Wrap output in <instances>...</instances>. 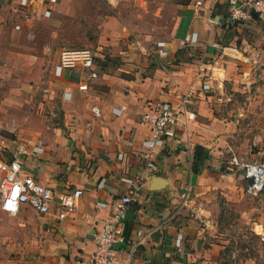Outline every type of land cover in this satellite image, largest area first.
<instances>
[{
	"label": "crops",
	"instance_id": "0c3cea01",
	"mask_svg": "<svg viewBox=\"0 0 264 264\" xmlns=\"http://www.w3.org/2000/svg\"><path fill=\"white\" fill-rule=\"evenodd\" d=\"M58 1L22 7L20 0H0V158L21 161L24 174L57 193H83L63 219L53 209H0V264H89L94 232L131 183L137 187L118 259L260 264L264 250L251 255L227 244L253 236L264 249L259 201L246 193L242 165L231 163L264 162V20L248 12L232 21L227 0H188L178 4L172 37L150 52L108 18L93 50L97 76L75 69L56 77L59 53L46 56L50 45L22 44L21 36L34 34V19L48 18ZM210 69L222 70L223 79L207 77ZM82 82L87 91L77 89ZM187 91L196 119L148 152L149 130L140 121L146 103L175 104V95ZM10 110L17 116L12 128Z\"/></svg>",
	"mask_w": 264,
	"mask_h": 264
},
{
	"label": "built area",
	"instance_id": "2783aa9c",
	"mask_svg": "<svg viewBox=\"0 0 264 264\" xmlns=\"http://www.w3.org/2000/svg\"><path fill=\"white\" fill-rule=\"evenodd\" d=\"M55 3L56 0H48ZM229 16L232 21L243 20L248 12L255 13L264 20V0H227ZM28 0H20V6H27ZM45 15L49 12L45 11ZM190 41L192 37L186 36ZM223 49H228L224 46ZM234 52V50H232ZM86 70L89 78L97 76L95 69V53L88 49H62L59 52L58 63L54 67V75L61 76L63 70ZM217 74L223 79V71L209 70L207 77ZM210 88L207 82L202 84V90ZM79 91H87V82L78 85ZM43 93L48 89L43 88ZM66 93H63L65 97ZM69 96V95H68ZM67 97V96H66ZM175 104L165 101H151L145 105V111L140 116V121L148 127L149 138L144 141L148 152L153 151L156 146L164 144L167 140L176 136V129L187 128L188 124L196 119L195 111L190 107L192 103V91L177 93ZM95 115L99 114L98 108H93ZM0 146V152H2ZM234 165H242L244 175L249 179L246 193L250 197L264 198V162L254 161L239 164L234 158L231 160ZM147 167L155 169V166L148 162ZM0 209L8 215H15L20 211L21 206L31 207L38 214H44L53 209L60 219L72 214L76 209L77 202L82 195V190L75 188L65 192L57 193L49 186L43 185L32 176L24 174L20 161L4 160L0 158ZM137 184L131 183L132 191L114 199L110 206V213L101 221L100 227L94 232L95 249L89 255V264H129V254L120 259L117 253L127 243L125 233V217L133 200ZM264 244V234H260Z\"/></svg>",
	"mask_w": 264,
	"mask_h": 264
},
{
	"label": "rangeland",
	"instance_id": "374dc122",
	"mask_svg": "<svg viewBox=\"0 0 264 264\" xmlns=\"http://www.w3.org/2000/svg\"><path fill=\"white\" fill-rule=\"evenodd\" d=\"M188 0H59L48 18L34 19L35 33L21 36L22 44L50 45L44 55L59 53L62 49L94 50L100 36V30L108 18H116L127 34V40L137 45H144L150 52L158 43L168 41L176 26L180 10L178 4H185ZM222 8H219L221 10ZM223 11V10H221ZM264 26V25H263ZM114 61H111V63ZM30 113L32 110H18ZM7 115L12 128V120L16 114L10 110ZM29 116V115H28ZM20 117H23L20 115ZM4 136L15 135L11 129H1ZM251 198V197H249ZM260 204L257 214L264 218V198L254 197ZM255 199V200H256ZM261 231V228H257ZM215 231V235L217 234ZM224 230V233H230ZM228 249L237 250L248 247L251 251L246 254H258L263 249L259 241L248 236L240 242L228 243ZM231 250V249H230ZM233 251V250H232ZM242 251V250H241ZM238 252V251H237ZM260 264H264V252Z\"/></svg>",
	"mask_w": 264,
	"mask_h": 264
},
{
	"label": "bare ground",
	"instance_id": "6f19581e",
	"mask_svg": "<svg viewBox=\"0 0 264 264\" xmlns=\"http://www.w3.org/2000/svg\"><path fill=\"white\" fill-rule=\"evenodd\" d=\"M21 162V161H20ZM139 177V176H138Z\"/></svg>",
	"mask_w": 264,
	"mask_h": 264
}]
</instances>
